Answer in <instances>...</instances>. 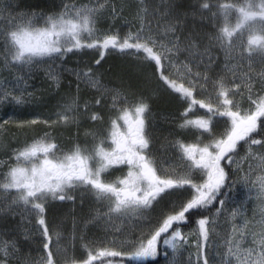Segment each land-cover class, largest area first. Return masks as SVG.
Segmentation results:
<instances>
[{"label":"snow or ice","instance_id":"1","mask_svg":"<svg viewBox=\"0 0 264 264\" xmlns=\"http://www.w3.org/2000/svg\"><path fill=\"white\" fill-rule=\"evenodd\" d=\"M109 3L110 0H86L84 3L66 0L58 13L46 16L35 13L13 15L11 12L5 16L7 9L0 7V66L30 72L45 57H63L84 47L102 49L101 58L103 50L109 48L143 51L148 60L155 62L158 70L164 62L176 69V80L163 73L161 79L188 102L182 113L185 119L179 126L194 128L200 136L196 143L175 141L171 146L185 163L180 169H164L162 165L166 160L163 157L158 165L156 158L148 154L151 141L145 117L149 106L140 99L129 107L118 109L120 115L111 121L107 137L94 143L91 149L75 144L58 155L59 146L46 132L23 148L14 150L16 166H11L0 179V213L11 211L15 214L19 209L22 218L30 219L35 215L44 240L43 254L35 259L30 255L18 257V243L0 239V264H13V261L15 264H57L51 245L55 236L57 252L61 251L60 233L52 232L48 227L46 204L49 200L74 201L75 197L69 193L76 189H82V195L91 194L98 202L104 203L107 211L101 213L97 210L87 223L105 219L112 230V239L108 241L110 247L93 250L83 245L87 250L86 258H70L68 264H160L161 258L166 264H182L178 256L183 255L188 237L178 224L186 221L187 214L199 210L208 211L210 215H202L197 220L195 264H264V151H254L255 146L264 150V138H254L264 133V69L255 75L252 71L255 63L264 65V0L218 5L204 0L200 10L211 12L214 20L222 17L223 24L214 25L216 30L207 34V44L202 51L197 36L190 34L184 41L176 36L180 22L167 19L171 15L170 9L160 12V19L165 22L160 24L158 21L159 31L153 34L150 22L146 23L149 9L145 0H139L136 18L140 27L135 33L129 32L121 38L109 29L101 37L97 22ZM161 6H164L163 0ZM213 7L217 11L213 12ZM233 13L236 14L234 25L230 22ZM111 14L113 17L119 14L114 5ZM152 15L155 16L156 11ZM38 20L43 21L41 26H37ZM245 31L248 33L246 43L243 40ZM182 47L189 56L177 63ZM213 49H218L225 57L223 67L232 74L231 86L224 75L213 80L208 71L193 72V63L197 67L204 65L206 69L213 66L218 59L213 56ZM245 60L248 61L247 71L243 70ZM96 63L99 64L100 60ZM47 75L58 84V76L53 70ZM76 76L93 89L102 87L91 69L77 71ZM237 80L240 83H236ZM26 83L23 75H16L13 81L0 79V108L25 104L27 97L32 95L27 93ZM210 83L212 90L209 92ZM257 83L259 90L254 91ZM197 89L207 94L206 100L195 99ZM243 91L247 92V108L235 99L238 95L243 98ZM102 99V96L97 98L96 104L99 105ZM121 102L127 104V98L122 101L121 94L116 92L112 106L115 108ZM195 105L206 109V117L187 118ZM88 108L86 102V113ZM78 111L77 97L61 106L55 121L42 122L49 127L67 125L77 121ZM89 118L92 121L101 119L96 112H92ZM217 118L224 123V130L218 135L213 133ZM121 120L127 129L123 132L118 123ZM39 122L34 119L27 123L35 125ZM205 133L212 139L202 144L200 137ZM87 134L95 141L96 133ZM109 141L110 145L105 147ZM241 142L248 146L242 161L249 163L247 171L242 166L235 169L241 173L237 183L245 186L246 195L255 191L260 202L261 219L256 231L250 229L248 221L239 225L241 205L231 209L226 207V197L232 188L228 184L230 173L226 171L227 165L222 166V161H227L228 165L237 163L234 153ZM251 161L256 162L255 166ZM118 166H126V174L106 180L110 170ZM256 170L261 174L253 179ZM197 172L199 177L195 175ZM13 190L15 195L8 200ZM213 208L215 212H212ZM220 217L224 218L223 230L217 231L221 227ZM115 220L120 224H115ZM72 239L75 240V232ZM187 264H193L191 254Z\"/></svg>","mask_w":264,"mask_h":264},{"label":"trees","instance_id":"2","mask_svg":"<svg viewBox=\"0 0 264 264\" xmlns=\"http://www.w3.org/2000/svg\"><path fill=\"white\" fill-rule=\"evenodd\" d=\"M65 2L66 0H0V7L7 9L5 16H7L8 12H11L13 15H31L35 13L46 16L51 13H58ZM67 2H70V0H67ZM84 2L86 0H78V3ZM203 2L204 0H163L164 6L162 7V0H145V6L149 9L146 23L150 22L152 32L156 34L159 31L157 22L159 21L160 24L165 22L160 19V12L170 9L171 15L167 19L173 22L177 19L179 20L180 23L176 29V36L181 41H184L190 34L197 37L210 34L216 30L214 25L223 24V18L214 20L211 12L200 10V4ZM211 2L213 5H218L219 3H242L243 0H211ZM113 5L119 13L116 17H113L111 14ZM138 7H140L139 0H110L108 9L104 11L97 22L98 35L102 37L109 29L112 34H118L121 38L129 32L135 33L140 27V22L136 18ZM153 11H156L155 16L152 15ZM212 11H217V8L213 7ZM230 22L232 25L236 23V14H231ZM42 23V20H38L37 26H41ZM145 35H147V30L145 31ZM101 51L102 49L100 48L84 47L74 49L63 57H56L54 59L45 57L42 59V62L35 64L30 72L26 69L17 70L16 68H3L0 66V79L13 81L16 75H23L27 81V93L36 94L37 96L36 99L31 101V106L27 103L28 105L24 107L5 105L0 108V179H3L2 174L7 173L11 166H16V161L13 159L14 150L23 148L26 143L36 137L43 136L46 132H50V138L59 146V150H65L67 149L66 143L73 140L72 138L75 135L94 128V125L100 126V123H104L105 125L108 123L106 128L110 130L111 121L117 118L120 112L114 113L111 109L113 108L110 107L112 106L111 103H107L108 100L104 96L106 93L121 92L127 98V101L131 102V105L140 99H143L148 104L149 111L146 115H149L151 118V120H149V117L147 119V133L151 141L148 154L150 151L164 145L167 141L166 136L169 139L172 137V139L182 140L185 143L197 142V137L200 136L199 132L194 128H181L179 126L185 119L182 113L188 107V102L169 88L161 79V73H163L164 76L176 80V78L168 74L169 72L166 69L168 64L164 62L163 67L158 70L154 61L148 60L143 51L137 53L135 49L120 51L119 49L109 48L103 50V58L100 55ZM182 57L183 53H179L178 59H182ZM186 59L183 58L181 61H185ZM97 60H100L99 64L96 63ZM88 69H91L94 77L99 79L102 85L99 90L91 88L83 80H77L76 72H83ZM50 70L59 75L58 84L49 79L47 73ZM46 78L50 81H47ZM101 96L103 97L102 102L97 105L95 101ZM194 96L195 99L202 100L200 94L197 92L194 93ZM77 97L79 111L76 122L64 125V127L58 125L45 126L42 121L48 120L51 122L55 120L56 117H52V115L54 111L59 109L58 105L65 104L70 99ZM86 102L89 105L87 113L84 111V104ZM116 107L123 108L129 106L122 105L121 102ZM109 110H112V113ZM106 111H109L111 114L104 118L102 122L100 120L92 121L89 118L92 112H96L102 120V117L107 115ZM197 117H206V109L200 108L199 105L193 106L192 111L187 116L188 119H195ZM34 119L41 122L35 125L27 123ZM120 122L123 121H118L119 124ZM223 130V120L219 118L214 120L213 133L218 135ZM254 138L262 139L264 138V133ZM211 139L212 136L207 133L200 137L202 144L208 143ZM73 145L75 144L73 143ZM247 147L243 142L238 144L234 157L245 153ZM57 154H60L59 151ZM154 157L157 156L154 155ZM223 165H227L226 171L230 173L228 184L232 188L239 172L234 170L232 164L228 165L227 161H222ZM119 167L118 172L113 171L108 174V181L124 175L122 172L125 166ZM195 175L199 177L200 174L197 172ZM225 191L228 190L225 189ZM79 192L80 190H76L71 194L75 197L72 205L77 204L80 198L82 200L84 195ZM231 193L232 191L228 192L226 199ZM13 195H15L14 190L8 196V199L10 200ZM50 203L52 204L51 207H46L45 209V219L48 220L62 219L60 217L63 213L61 212L62 209L68 210L72 207V205L66 206L70 205L67 201L64 203V208L63 206L56 208V204H53L54 201H50ZM245 207L246 214L241 212L242 214L238 217L239 225L242 226L245 221H248L252 231L258 230L261 219L259 200L257 197L255 200L251 198L247 201ZM212 212H215V208L212 209ZM8 213L10 218L13 219L10 221L11 227L8 230H11L13 233L10 231V234H6L5 231L7 229H0V239L15 240L20 249L18 257L30 255L35 259L42 255L44 240L42 235L38 234V231L34 228V226L38 227L36 224L37 217L32 215L28 219L29 223H33L34 226L30 225L32 235L27 238L19 234L17 230V225L20 224L18 222L20 220V210L16 209L15 214L11 211ZM202 215L208 216L210 213L199 210L187 214L186 221L178 224L181 232L188 237V234L192 230L197 229V220ZM236 222L234 221V223ZM13 224L14 228L12 229ZM248 239L250 241V235ZM245 246L249 245L246 244ZM196 251V247L192 246V239L188 238V244L183 255L178 256V259L182 261V264H187L189 254H191L193 264H195ZM85 258L83 256L79 260ZM55 260L57 264H65L56 258ZM13 264H15V261H13ZM160 264H166V261L161 258Z\"/></svg>","mask_w":264,"mask_h":264},{"label":"rangeland","instance_id":"3","mask_svg":"<svg viewBox=\"0 0 264 264\" xmlns=\"http://www.w3.org/2000/svg\"><path fill=\"white\" fill-rule=\"evenodd\" d=\"M247 36H248V33H247V31H245L243 34V40L245 43L247 41ZM198 38L200 39V50L202 51L204 48V45L207 44V35L199 36ZM239 42L240 41L238 39L237 43H239ZM180 53H183L182 59L188 58V56H189V53L187 51L183 50V47H182V50L180 51ZM213 56L218 57V59L215 60V63L213 64V66L211 68L206 69L204 67V65H200L199 67H197V65L195 63H193L192 64L193 72L199 71V72L203 73L205 71H208L209 75L212 77L213 80H215L218 77V75H224L226 77V80L228 81L229 86H231L232 74L229 72H226L224 70L223 66H224L225 57H224L223 53L220 52L218 49H213ZM174 59H176V58H174ZM182 59H177L176 62L179 63ZM196 59L199 60V57H196ZM165 63L168 64L167 62H165ZM205 63H207V59H205ZM233 63H235V61ZM247 64H248V61L245 60L243 62V70L244 71L248 70ZM166 69L169 72L168 74L170 76L177 79V74H176L175 68H173L171 65L168 64L166 66ZM262 69H264V65H262L260 63H255L253 66V69H252L253 74L254 75L258 74ZM57 76L59 77L58 74H57ZM46 80L50 81L47 78H46ZM185 83H186V81H185ZM236 83H240V80H237ZM26 85H27V83H26ZM208 88H209V92H210L212 90L211 89V83L209 84ZM258 90H259V84L257 83V87L254 89V91H258ZM196 92L198 94H200V96L203 100L207 99L206 93H201L199 91V89H197ZM115 93H106L104 95L105 97L108 98V99L106 98L108 100L107 103H109V102L112 103V97ZM119 93L121 94V100L123 101L124 95L121 92H119ZM36 97H37L36 94L28 96L26 99V103L20 107H24V106L28 105L27 103H29V106H31L30 105L31 101L36 99ZM204 98H206V99H204ZM235 99L239 100L243 107H245V108L248 107L247 92L246 91H243V98L238 95L235 97ZM63 105L64 104L58 105V108L60 109L61 106H63ZM122 105L130 106L131 102L128 101L127 104L122 102ZM110 107H113V106H110ZM113 108H111V109H113ZM59 109L54 111V113L52 115V117H56L55 120L57 119L56 113ZM118 109H120V107H115V109L113 110L114 113L119 112ZM110 112L112 113V110H110ZM110 112L106 111L105 113L107 115H109V114H111ZM148 117H149V115H146V117H145L146 131L148 130V122H147ZM55 120H53V121H55ZM149 120H151L150 117H149ZM100 121L102 122L101 119H100ZM100 124H101L100 126L94 125V128H92L90 130L82 131L79 134L75 135L72 138L74 140L70 139L71 141L66 143L67 149H65V150H68L73 145V143L79 144L81 147H87V148L91 149L93 147L94 143H99L100 139L106 138L108 135L107 128H106L108 126V123L106 125L104 123H100ZM58 126L64 127L63 124H58ZM120 126H121L120 131H125V126H123V124L121 122H120ZM87 133H96L95 141L93 140V136L88 135ZM36 138H39V137H36ZM36 138H34V139H36ZM165 138L167 141L164 143V145L160 146V148H158V149L150 151L149 154H151L153 157H154V155L157 156L154 158H156L158 165L160 164L161 158L163 157L166 160V163H163V165H162V167L164 169L171 171L172 168H178V169L182 168L185 162L181 160L180 154L177 152V150L171 146L177 140L174 138L172 139V137H170L171 139H169L168 136H166ZM34 139H32L28 143H31ZM108 146H109V143H106L105 147H108ZM65 150H59V153L61 154V152H64ZM247 150H248V147H247ZM247 150H246V152H247ZM153 151H155V152L153 153ZM254 151L260 152V151H264V150L260 149L259 146H255ZM246 152L234 157V160L237 162V163L232 164L234 170L238 166H242L244 168V170L247 171L249 162L248 161H242V158L245 157ZM251 163L253 164V166H255L256 162L251 161ZM260 174L261 173L259 172V170H256L254 172V175L252 178L255 179V176L260 175ZM240 175H241V173H239L238 177L234 181V185L232 187V193L227 198L228 203H227L226 207L231 209L237 205H241L240 212H242L243 214H246V207L245 206H246L247 201L250 200L251 198H253V200H255L257 195H256L255 191H252L250 193V195H246L247 189L245 188V186L242 183H237L239 181ZM76 190H80L82 192V189H76ZM76 190H74V191H76ZM74 191L70 192L69 194L73 193ZM172 199H175V197H172ZM50 201L51 200H49V202L46 204L47 208H50L52 205L50 203ZM67 202L70 204V205H66L68 207L71 206L73 203L72 200H67ZM64 203H66V201L56 200V201H54L53 204L54 205L56 204V208H59L62 206L64 208V206H65ZM97 210H99L101 213H103V212L107 211V208L104 206L103 202H98L94 196L86 193V194H84L82 200L80 198L79 202L75 205H72V207L70 209H68V210L62 209L61 212H63V213L60 216L62 219H58V220L46 219V222L48 224L50 231L60 233L59 248L61 249V251L57 252V243H56L55 236H53L52 245H51V250L53 251L54 257L57 260L65 263V264H68V261L70 260V258H75V259L79 260V259H82L83 256L86 257L87 256V250L83 247V245H88L93 250L104 248V247H110L108 241H110L112 239V230H111L110 226L106 223V220L100 219V220H96L92 223H87L88 221H90L92 219V217H94L96 215ZM8 212L9 211H5L3 213H0V229H5V230L7 229L5 231L6 234H10L12 232L11 230H8L11 227L10 221L13 220L10 218ZM19 216H20V220L18 222H20V224L17 225L18 233L23 235L24 237L29 238L32 235V232L30 231V225L34 226V224L33 223L30 224L28 219L22 218L21 215H19ZM74 222H75V227H74ZM114 223L120 224V221L115 220ZM223 223H224V218L220 217L219 218V224L221 225V227H219L217 229V231L223 230V228H222ZM232 223H234V221ZM127 227L128 226L125 225V228H127ZM228 227L230 228L231 224H229ZM13 228H14V224L12 225V229ZM34 228L36 231H38V234H40L41 230L35 226H34ZM73 232H75V240L72 239ZM138 232H139V229L137 230V233ZM188 238L192 239V246H195V242L197 240L195 230H192L188 234ZM3 240H5V239H3Z\"/></svg>","mask_w":264,"mask_h":264},{"label":"bare ground","instance_id":"4","mask_svg":"<svg viewBox=\"0 0 264 264\" xmlns=\"http://www.w3.org/2000/svg\"><path fill=\"white\" fill-rule=\"evenodd\" d=\"M111 96V95H110ZM107 98V97H106ZM108 99V98H107ZM112 104V103H111ZM117 106V105H116ZM74 140V139H73ZM67 148V147H66Z\"/></svg>","mask_w":264,"mask_h":264}]
</instances>
